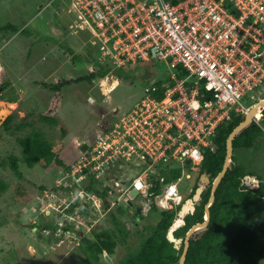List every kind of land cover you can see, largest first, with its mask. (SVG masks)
Here are the masks:
<instances>
[{"label":"rangeland","instance_id":"1","mask_svg":"<svg viewBox=\"0 0 264 264\" xmlns=\"http://www.w3.org/2000/svg\"><path fill=\"white\" fill-rule=\"evenodd\" d=\"M74 19L68 0H0V64L5 69L0 74V85L5 81L9 83L4 90L0 87V164L10 155L16 156L20 159L21 172V178H17L8 164L4 168L0 166V182L7 186L4 192H0V264H91L85 261V246L81 240L99 224L111 230V213L124 225L127 238L124 242H118L112 255H101L97 264H124L127 255L136 252L142 239L147 236L145 228L155 226L160 218L159 211L153 209L148 216L134 221V211L127 206L129 203L124 198L120 202L127 206L126 215H120L114 208H107L116 204V191L115 196L106 197L108 204H100L98 194L90 191L87 184L80 183L78 178L70 180L71 185H77V193L67 187L69 184L63 183L68 174L65 167L73 164L81 155L82 145L77 146V142L91 143L90 139H93L99 126L111 124L125 112L128 113L144 97L145 89L154 86L160 75L168 74L162 63L144 61L127 65L124 78L118 79L116 69L119 67L111 59L101 58L100 49L88 43L90 36L86 32L73 29L71 25ZM7 25L15 27L17 31L12 32L10 27L2 30ZM93 40L90 37V41ZM73 57L77 60L73 61ZM94 60H100L104 67L108 65L110 72L91 84L80 81L64 86L61 89L60 111L56 116L60 124L50 126L38 122L37 115L46 111L52 95L41 84H55L85 76L94 70ZM4 73L7 77L3 78ZM109 83L113 84V89L109 90ZM13 112L17 113L15 123L30 114L29 120L53 145L52 151L61 155L64 167L53 164L46 166L44 161L33 168L23 164L21 148L16 139L25 137L30 129L13 134L2 127ZM258 125L264 131V117ZM61 126L65 127L66 133H63ZM67 148L71 150L63 155ZM262 151L256 147L251 151L240 147L233 152L231 165L240 168L241 174L246 176L264 177ZM196 176V173H192L190 180H182L179 192L183 198L193 196V192L189 191H193ZM118 177L124 178L121 173H118ZM244 183V188L251 190L257 180L247 179ZM258 199L251 201L250 210L254 231L258 235L252 246L253 252L264 244V201ZM129 200L134 203L133 206L143 201L140 197H130ZM71 202L66 219L72 229L62 233L57 231L53 238L50 237L51 241L46 242L44 237L47 238L50 233L43 229V225H55L64 220L63 210ZM236 226L233 219H228L221 229L222 237L229 239L236 233ZM39 233L40 238L37 236ZM173 233L174 238L180 241L173 243L178 250L184 236L177 238ZM244 264H264V256L257 258L256 254L248 252Z\"/></svg>","mask_w":264,"mask_h":264},{"label":"built area","instance_id":"2","mask_svg":"<svg viewBox=\"0 0 264 264\" xmlns=\"http://www.w3.org/2000/svg\"><path fill=\"white\" fill-rule=\"evenodd\" d=\"M68 1L71 26L95 39L88 43L102 59L118 67L162 62L174 82L160 99L151 96L155 86L145 89L128 113L99 126L63 183L75 192L70 180L78 178L100 204L115 191L116 201L125 202L135 192L147 209H170L181 200L179 184L190 178L186 168L198 171L206 150L215 152L218 126L245 114L262 91L264 0ZM175 67L187 73L184 79L172 73ZM169 166L181 171L172 182L163 175Z\"/></svg>","mask_w":264,"mask_h":264},{"label":"trees","instance_id":"3","mask_svg":"<svg viewBox=\"0 0 264 264\" xmlns=\"http://www.w3.org/2000/svg\"><path fill=\"white\" fill-rule=\"evenodd\" d=\"M8 27L10 26L7 25L3 27L2 30H6ZM10 28L12 32L17 31L15 27ZM76 60L77 58L73 57V61ZM99 62L101 63V61ZM99 62L94 60V70L75 80H63L55 84L42 83L41 86L50 91L52 95L46 111L37 115V121L40 123H47L50 126L59 125L60 123L56 116L60 111L62 99L61 89L74 82L87 81L91 84L95 80L103 79L111 69L108 65L104 67ZM146 62H152L153 64L154 62L162 63L158 61ZM130 63L131 62H128L124 66L116 69V76L118 79L124 78V69L127 65H130ZM170 73L171 71L169 70L167 75H160L156 79V83L153 85L157 89L152 93V96L160 99L164 96L167 86H172V82L174 81L170 80ZM172 73H174L178 79H184L187 75L181 67H175ZM8 84V82H4L0 87L4 90L8 88ZM164 84L165 86H163ZM16 117L17 113L13 112L2 123V127L13 134L26 128L30 129L25 137L16 139L17 144L21 148V161L23 164L27 168H33L40 163V161H44L46 166L53 164L55 166L64 167L61 155L52 151L53 145L44 138L40 131L35 129L34 123L29 120L30 114H26L19 123L14 122ZM241 121V118H234L231 122H223L218 126L217 137L214 139L216 150L215 152H211L210 150L205 152L204 159L200 165L201 173L205 172L211 175L212 178H215L221 171L225 156V141L231 131ZM61 129L63 133H66L65 127L61 126ZM254 132L253 129L246 128L235 136L232 142L233 151L240 147H248L254 139ZM90 140L93 141L92 138ZM69 150L71 149H65L63 155H66ZM19 162V158L10 155L1 162L0 166L4 168L8 164L14 175L17 178H21ZM67 168L68 167H65V169ZM168 169L170 170L167 172L163 170V175H165L167 182H172L179 178L181 173L180 169L171 168V166H169ZM240 171V168L236 166H232L227 170L214 193L215 200L209 208V221L205 232L200 238L196 236L190 238L184 264H244V259L247 257L248 252L256 254L257 258H262L264 256V244H260L256 252L252 250V246L256 242L258 235L254 231L255 226L250 211L251 201L258 198L260 199V196H264V188L260 185L254 190L243 191L242 187H240V178L243 174H241ZM197 184L198 178L195 179L193 193ZM6 188V184L0 182V192H4ZM41 189L44 188L41 187ZM208 198L209 191L203 194L202 204L196 209V212L186 216L185 225L176 230L177 232L175 231L177 238L184 236L187 230L191 228L196 221L203 220V206L207 203ZM121 207L122 205L116 209V212L120 215H126L127 209ZM111 215L113 217L111 230L99 224V226L92 229L88 237L81 240V244L85 246L83 253L87 263L97 264L100 261L101 255H112L118 242H124L127 238V231L124 225L119 222V219H115L112 213ZM159 216L160 218L155 226L145 228L148 231L147 236L142 239L136 252L127 255L124 264H178L183 244L180 249L176 250L173 247V243H170L167 239V231L177 218L176 211H161L159 212ZM136 218L143 219L141 215H137L134 211L133 219ZM228 219H233L236 222L237 231L229 239H226L222 237L221 229ZM55 227L52 225H43V229L47 232L48 230L54 231ZM67 229L69 228L63 227V231ZM50 237L53 238L52 234L47 238L44 237V240L46 242L51 241ZM262 243H264V240H262Z\"/></svg>","mask_w":264,"mask_h":264},{"label":"water","instance_id":"4","mask_svg":"<svg viewBox=\"0 0 264 264\" xmlns=\"http://www.w3.org/2000/svg\"><path fill=\"white\" fill-rule=\"evenodd\" d=\"M264 108V100H262L261 102H259L258 104L252 106L248 113L243 117V121L241 123H239L232 131L231 133L228 135L226 141H225V156H224V162L222 165V169L221 171L217 174V176L214 178L213 182H212V188H211V194H210V198L208 201V204L205 206L204 208V221L202 224H195L193 225L185 234V237L183 239V249L181 252V255L179 257L178 260V264H184L185 261V256L189 247V240L191 238V236L196 233L197 231H200L199 234L203 233L204 231H201L203 228L205 229V227L208 225V221H209V208L212 206L213 201H214V193L215 190L218 186V184L221 182V180L223 179L226 171L230 168L231 165V158H232V153H233V146H232V142L235 136H237L241 131H243L244 129L252 126V117L260 110ZM260 145L262 146V148L264 149V142H261ZM80 150L82 152H85L87 150V145L83 144L80 147ZM188 163V162H187ZM203 184L206 185L208 184L207 182V178L206 176L202 175L201 176V186L198 187V189L195 192V195L193 197L194 201H188L187 204L189 205L190 209L194 211L195 206H199V195L201 193V191L203 190ZM194 205H193V204ZM178 223H181V221L177 220L174 225H173V229L178 225ZM177 224V225H176ZM173 229H169L167 232V239L170 243H180V241L178 242L176 239H174L173 235H172V231ZM200 229V230H199Z\"/></svg>","mask_w":264,"mask_h":264},{"label":"clouds","instance_id":"5","mask_svg":"<svg viewBox=\"0 0 264 264\" xmlns=\"http://www.w3.org/2000/svg\"><path fill=\"white\" fill-rule=\"evenodd\" d=\"M136 63V62H135ZM166 67V66H165ZM3 69V68H2ZM167 69V68H166ZM169 71V70H168ZM256 96H258V98L256 99V101H255V104L254 105H256V104H258L259 102H261L262 101V97L264 96V85L262 86V91H261V93L260 94H255ZM264 100V99H263ZM251 104V103H250ZM248 105H249V103H248ZM254 105H252V106H254ZM252 106H250V108L252 107ZM249 108V109H250ZM261 110H264V108H262ZM249 111V110H248ZM248 111L245 113V114H243V115H239V116H235V117H233L229 122H231L234 118H241V120L243 121V117L248 113ZM259 114H261V112H257L253 117H252V124L253 123H257V124H259V122L263 119V117H264V115H262L261 114V118L256 122L255 121V118H257L256 116L257 115H259ZM241 121V122H242ZM240 122V123H241ZM228 123V122H227ZM251 127V126H250ZM249 128V127H248ZM216 137H217V131H216ZM94 138V137H93ZM78 143V142H77ZM83 144H86V142H82V144L81 145H83ZM88 144H90V142H88L86 145H87V147H88ZM213 146H215L214 145V140H213ZM208 150V149H207ZM206 150V151H207ZM215 150H216V146H215ZM81 153V152H80ZM83 153V152H82ZM205 154V153H204ZM232 157H233V153H232ZM204 159V158H203ZM203 161V160H202ZM202 161H201V163H202ZM201 163H200V165H201ZM187 164H189V163H187ZM200 165H199V167H198V171H190V168L189 167H187L188 168V170H187V168H186V171H187V173H189L190 174V176H191V174L192 173H196L197 174V176H196V178H198V186H199V183L201 184V182H200V176H202V175H204V176H206V178H210V176L211 175H209V174H207V173H205V172H203V173H201L200 172ZM68 168H67V171L69 170V166H67ZM217 176V175H216ZM215 176V177H216ZM185 180H190V178L189 179H185ZM214 180V178L211 180V181H213ZM181 184V183H180ZM180 184H179V186H178V189H179V187H180ZM91 191H94V192H96L94 189H93V187H91V186H89L88 187ZM192 190H194V187L192 188ZM193 191H189V193H192ZM75 193H77V190H75ZM136 194L137 193H135V192H132V196L134 197V196H136ZM139 195V194H138ZM179 195H180V198H181V200H180V202L178 203V204H174V203H172V208H170V209H162V208H159V207H157L155 204H153L149 209H147L145 206H144V204L142 205V204H135V206H133L132 204H134L132 201H128V205L127 206H129L133 211H135L136 212V214L137 215H141L142 217L143 216H148V214L153 210V209H155V210H157V211H159V212H161V211H168V210H175L176 211V209L181 205V202L184 200V199H186V198H183L182 197V195L180 194V192H179ZM190 197H192L191 195H190ZM188 198V199H186V202H185V206L183 207V209L184 208H189L190 209V207L188 206L187 207V202L190 200L191 201V198ZM104 204V203H103ZM106 204H108L107 202H106ZM193 204V203H192ZM86 204H83V206H85ZM122 205V207L121 208H126L127 209V206H125V205H123L120 201H116V204L115 205H110V206H108L107 208L108 209H111V208H114V209H117L118 207H120ZM194 205V204H193ZM72 207V202H71V204H69V207H66V208H64V210L63 211H65L64 213H65V218H64V220H60V222H62L63 223V226L61 227V229H62V231H60V230H58L60 227L58 226V224L59 223H55V225H52L53 227H55V230L53 231H51V230H48V232L50 233V234H52V235H54V233H57V231L58 232H60V233H62V232H66V231H63V227H67V228H69V229H72V227L68 224V221H67V219H66V217H67V213H66V211H68V212H70V210H68L69 208H71ZM196 207V206H195ZM74 210V209H73ZM104 210V209H103ZM191 210V209H190ZM195 210V209H194ZM107 212H109V210H107ZM193 210H191V214H193ZM130 213H132V211L130 212ZM189 213V211H187L186 213H183V214H180L181 215V219L179 218V215H176L177 216V218L174 220V222H173V224H172V226L169 228V229H173V225H174V223L177 221V220H179V221H181L182 222V224L180 225V226H177V227H175L174 229H173V231H172V235H173V232H175L176 230H178V229H180V228H182L183 226H184V218L187 216V214ZM132 218H133V215H132ZM136 221L137 220H140L139 218H136L135 219ZM204 220V219H203ZM192 227V226H191ZM92 229H94V228H92ZM190 229V228H189ZM45 230V229H44ZM175 230V231H174ZM168 232V231H167ZM40 235V233L39 234H37V236H39ZM80 235V234H79ZM88 235H90V232H89V234ZM88 235L87 236H85L84 238H86V237H88ZM173 237H174V235H173ZM39 238H40V236H39ZM84 238H82V239H84ZM175 239V238H174ZM177 240V239H176Z\"/></svg>","mask_w":264,"mask_h":264},{"label":"flooded vegetation","instance_id":"6","mask_svg":"<svg viewBox=\"0 0 264 264\" xmlns=\"http://www.w3.org/2000/svg\"><path fill=\"white\" fill-rule=\"evenodd\" d=\"M263 99H264V96L262 97ZM262 99V100H263ZM258 112H261V114L262 115H264V110H259ZM259 125L257 124V123H253L252 124V126L251 127H249V128H251V129H253L255 132H254V139L252 140V142L250 143V145L248 146V147H245L244 149L246 150H249V151H251V149L253 148V147H256L257 149H259V150H263L264 151V149L262 148V146L260 145V143L261 142H264V131H263V129L260 127V129H259V127H258ZM257 129V130H256ZM235 150H237V149H235ZM234 150V151H235ZM233 151V152H234ZM262 151V152H263ZM231 162H232V158H231ZM232 166V165H231ZM230 166V167H231ZM230 169V168H229ZM227 172V171H226ZM226 174V173H225ZM225 176V175H224ZM250 177V178H249ZM263 176L262 175H256V176H251V174L250 175H247L246 176V174L244 175L243 174V176L240 178V185L244 188V186H245V183H244V181L245 180H247V179H256L257 180V183H256V185L251 189V190H254V189H256V188H258V186H260V185H262V188H264V180H263ZM213 178L210 176V178L208 177L207 178V182H208V184H206V185H204L203 184V190L201 191V193H200V195H199V200H198V202H199V206H196L194 209V212H196V209L197 208H199L200 206H201V204H202V197H203V194H206V192L207 191H209V198H210V194H211V188H212V182L213 181H211ZM222 181V180H221ZM221 183V182H220ZM219 183V184H220ZM218 184V185H219ZM199 186H201V184L199 185ZM198 186V187H199ZM197 187V188H198ZM218 187V186H217ZM197 188L195 189V191H194V193H193V196L192 197H190L191 198V200L193 201V197H194V195H195V192H196V190H197ZM217 189V188H216ZM246 190H248V189H245L244 188V191H246ZM250 190V191H251ZM216 191V190H215ZM209 198H208V201H209ZM215 200V199H214ZM208 201H207V203H205L204 204V206H203V219H204V208H205V206L208 204ZM259 201H264V196H260V199H259ZM185 202H186V199H184L182 202H181V205L177 208V210H176V215H180V214H183V213H186L187 211H189V213L187 214V215H192L191 214V210L189 209V208H184L183 209V207L185 206ZM213 203H214V201H213ZM262 203V202H261ZM194 212H193V214H194ZM184 220V225H185V222H186V217L183 219ZM134 221H136V220H134ZM203 221L204 220H202V221H196L193 225H195V224H202L203 223ZM192 225V226H193ZM207 227V226H206ZM206 227H205V229H206ZM189 230V229H188ZM187 230V231H188ZM201 231H204V228L201 230ZM205 232V231H204ZM203 232V233H204ZM202 233V234H203ZM186 234V233H185ZM185 234H184V237H185ZM201 233L199 234V231H197V234L195 235L196 237H198V238H200L201 237V235H202ZM184 239V238H183ZM183 242V241H182Z\"/></svg>","mask_w":264,"mask_h":264},{"label":"bare ground","instance_id":"7","mask_svg":"<svg viewBox=\"0 0 264 264\" xmlns=\"http://www.w3.org/2000/svg\"><path fill=\"white\" fill-rule=\"evenodd\" d=\"M103 82H106V80H104ZM113 83V82H112ZM112 83H109V90L112 88L113 89V84ZM106 84H107V82H106ZM108 89L106 90V92H108L109 91ZM189 205L187 204V207H188ZM181 223H178V225H180ZM177 225V224H176Z\"/></svg>","mask_w":264,"mask_h":264},{"label":"crops","instance_id":"8","mask_svg":"<svg viewBox=\"0 0 264 264\" xmlns=\"http://www.w3.org/2000/svg\"><path fill=\"white\" fill-rule=\"evenodd\" d=\"M2 68H3V70L5 71L4 66H2ZM4 74H5V73H4ZM6 75H7V74H5V75L3 76V78H4V77H7ZM1 81H4V80L1 79ZM5 82H6V81H5ZM37 87H38V86H37Z\"/></svg>","mask_w":264,"mask_h":264},{"label":"snow or ice","instance_id":"9","mask_svg":"<svg viewBox=\"0 0 264 264\" xmlns=\"http://www.w3.org/2000/svg\"><path fill=\"white\" fill-rule=\"evenodd\" d=\"M139 186V185H138Z\"/></svg>","mask_w":264,"mask_h":264}]
</instances>
